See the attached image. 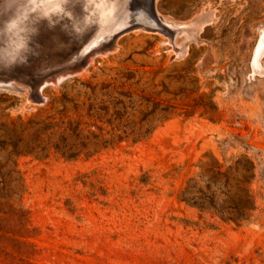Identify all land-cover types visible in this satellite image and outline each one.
Masks as SVG:
<instances>
[{"label": "rangeland", "instance_id": "obj_1", "mask_svg": "<svg viewBox=\"0 0 264 264\" xmlns=\"http://www.w3.org/2000/svg\"><path fill=\"white\" fill-rule=\"evenodd\" d=\"M156 9L184 27L182 51L126 28L43 103L0 84V264H264V0ZM59 111L96 113L106 146L62 156L45 129ZM243 154L255 166L248 221L181 200L209 155L226 167Z\"/></svg>", "mask_w": 264, "mask_h": 264}, {"label": "bare ground", "instance_id": "obj_2", "mask_svg": "<svg viewBox=\"0 0 264 264\" xmlns=\"http://www.w3.org/2000/svg\"><path fill=\"white\" fill-rule=\"evenodd\" d=\"M130 27L165 35L173 50L182 51L175 37L184 27L161 15L156 0H0V78L38 91L46 81L57 85L65 74H79L83 58L92 62L115 50L119 44L111 48L108 37L114 32L110 38L115 41ZM263 49L264 29L253 66ZM30 75L37 76L35 81Z\"/></svg>", "mask_w": 264, "mask_h": 264}, {"label": "trees", "instance_id": "obj_3", "mask_svg": "<svg viewBox=\"0 0 264 264\" xmlns=\"http://www.w3.org/2000/svg\"><path fill=\"white\" fill-rule=\"evenodd\" d=\"M53 101L54 98L49 103L53 104ZM57 115L48 117L45 129L50 138L61 137L63 149H59V145L55 148L65 158H77L81 153L91 156L106 146L107 140L92 129L97 126L96 113H87V119L81 115H67L65 111H59ZM208 157L209 161L200 165L201 171L187 182L181 200L200 210L211 211L225 222L239 225L248 221L256 208L251 189L255 179L252 159L243 154L233 164L223 167L214 156Z\"/></svg>", "mask_w": 264, "mask_h": 264}, {"label": "water", "instance_id": "obj_4", "mask_svg": "<svg viewBox=\"0 0 264 264\" xmlns=\"http://www.w3.org/2000/svg\"><path fill=\"white\" fill-rule=\"evenodd\" d=\"M96 53L98 54V52H96ZM97 54H95V55H97ZM82 62L84 63L85 67L89 64V61H86L84 58H83ZM76 74L77 73H74V72L67 73L63 77H60L57 83H60L63 80H65L66 78L74 76ZM28 78L33 80V81H35L37 76L36 75H30ZM0 84L2 86L8 87V88H13V89H18L17 86H25V85H23V82H21L19 80H15L14 78L6 79V78H3V77L0 78ZM50 84H52L51 81H48V82L46 81V83H42V87H41L40 91H38L39 88L37 86H34V88L31 85L25 86V87L29 88V91H30V94H31V98H32L33 101H36V102H39V103H43L46 100V98L41 94V92L47 85H50ZM35 85H36V82H35Z\"/></svg>", "mask_w": 264, "mask_h": 264}, {"label": "clouds", "instance_id": "obj_5", "mask_svg": "<svg viewBox=\"0 0 264 264\" xmlns=\"http://www.w3.org/2000/svg\"><path fill=\"white\" fill-rule=\"evenodd\" d=\"M65 3H67V0H65ZM42 19H47L46 17L44 16H41Z\"/></svg>", "mask_w": 264, "mask_h": 264}]
</instances>
